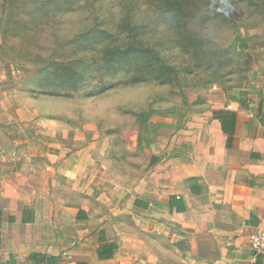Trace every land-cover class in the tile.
<instances>
[{"label": "crops", "instance_id": "obj_1", "mask_svg": "<svg viewBox=\"0 0 264 264\" xmlns=\"http://www.w3.org/2000/svg\"><path fill=\"white\" fill-rule=\"evenodd\" d=\"M0 80V264H264L249 245L264 228V81L160 128L141 174L105 131Z\"/></svg>", "mask_w": 264, "mask_h": 264}, {"label": "rangeland", "instance_id": "obj_2", "mask_svg": "<svg viewBox=\"0 0 264 264\" xmlns=\"http://www.w3.org/2000/svg\"><path fill=\"white\" fill-rule=\"evenodd\" d=\"M0 72L12 99H51L44 113L105 131L145 174L160 128L264 81V0H0Z\"/></svg>", "mask_w": 264, "mask_h": 264}, {"label": "trees", "instance_id": "obj_3", "mask_svg": "<svg viewBox=\"0 0 264 264\" xmlns=\"http://www.w3.org/2000/svg\"><path fill=\"white\" fill-rule=\"evenodd\" d=\"M100 31L99 32H106L105 30H103L102 28H99ZM142 44H136V43H127L124 44L122 47L119 48L118 53L120 55V57H118V60L121 62H126L125 59L126 57L133 51L135 50H140L142 47H140ZM139 78V77H138ZM144 114V113H142ZM141 113L139 115H142ZM227 114V112L225 110H216L213 111V116L216 118H219L220 120H222V118L224 117L223 115Z\"/></svg>", "mask_w": 264, "mask_h": 264}, {"label": "built area", "instance_id": "obj_4", "mask_svg": "<svg viewBox=\"0 0 264 264\" xmlns=\"http://www.w3.org/2000/svg\"><path fill=\"white\" fill-rule=\"evenodd\" d=\"M249 245L252 252V259L264 251V228H257L249 235Z\"/></svg>", "mask_w": 264, "mask_h": 264}]
</instances>
